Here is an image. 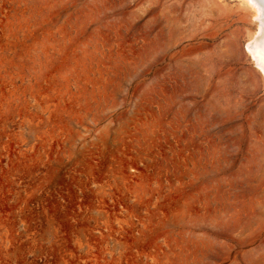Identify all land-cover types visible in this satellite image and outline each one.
I'll use <instances>...</instances> for the list:
<instances>
[{
	"label": "rangeland",
	"instance_id": "rangeland-1",
	"mask_svg": "<svg viewBox=\"0 0 264 264\" xmlns=\"http://www.w3.org/2000/svg\"><path fill=\"white\" fill-rule=\"evenodd\" d=\"M169 4L0 0V168L22 177L18 165L51 153L69 168L59 186L79 167V186L108 191L99 264H264L256 12L222 0L190 36L200 13Z\"/></svg>",
	"mask_w": 264,
	"mask_h": 264
},
{
	"label": "crops",
	"instance_id": "crops-1",
	"mask_svg": "<svg viewBox=\"0 0 264 264\" xmlns=\"http://www.w3.org/2000/svg\"><path fill=\"white\" fill-rule=\"evenodd\" d=\"M50 154L42 161L30 158L28 167V162L18 165L22 177L8 174L1 165L0 264H99L108 256L103 231L112 226L103 221L107 212L99 207L108 191L79 186V156L76 177L67 181L69 187L59 186L61 171L69 168L64 157L59 155L54 163ZM16 163L13 159L9 164ZM100 221L105 223L101 233Z\"/></svg>",
	"mask_w": 264,
	"mask_h": 264
},
{
	"label": "bare ground",
	"instance_id": "bare-ground-1",
	"mask_svg": "<svg viewBox=\"0 0 264 264\" xmlns=\"http://www.w3.org/2000/svg\"><path fill=\"white\" fill-rule=\"evenodd\" d=\"M163 1V7L165 9L168 8V10H171L173 8V4L166 5L167 2L170 0H161ZM221 1L222 0H175L176 3L180 5L187 6L188 10L191 12L193 11L200 13V16L197 17L196 23L192 22L189 31V35L193 36L196 34V31L205 26L207 22L213 18V15L211 13L213 8H220L221 7ZM246 1L256 12L254 19L258 21L259 25V31L258 33L253 36L250 40V42L247 44L246 49L248 53L251 55V57L254 60V65L256 69L249 68L248 71L252 74V82L256 85V87H264V0H243ZM193 13V14H194ZM196 14V13H195ZM191 20H193L191 18ZM194 21V20H193ZM233 44L238 46L237 41H233ZM176 45V41L171 37L165 45L161 47L160 57L159 58H166L169 57L170 53L173 51L174 47ZM221 45H214L212 51H219V55L222 57L223 53L220 50ZM221 64H212L209 66V76L207 78V82H211L213 79V73L219 67ZM220 86H225V80L219 81ZM213 98V97H212ZM214 104L216 105H222L223 101L221 98L213 99ZM226 105L229 109H234L238 111L240 107L239 104L235 106H230L231 102L225 100ZM261 133L264 135V127L260 129ZM264 145V143H263Z\"/></svg>",
	"mask_w": 264,
	"mask_h": 264
}]
</instances>
